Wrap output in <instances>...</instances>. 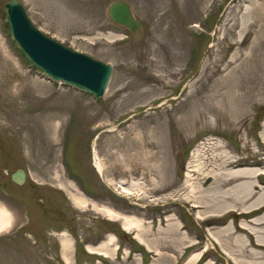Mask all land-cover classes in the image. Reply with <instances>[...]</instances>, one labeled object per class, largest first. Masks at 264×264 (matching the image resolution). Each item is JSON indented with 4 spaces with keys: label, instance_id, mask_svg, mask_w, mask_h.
Returning a JSON list of instances; mask_svg holds the SVG:
<instances>
[{
    "label": "rangeland",
    "instance_id": "374dc122",
    "mask_svg": "<svg viewBox=\"0 0 264 264\" xmlns=\"http://www.w3.org/2000/svg\"><path fill=\"white\" fill-rule=\"evenodd\" d=\"M6 1L0 0V211L7 225L0 264H65L63 242L71 246L69 264L250 261L249 240L234 227H248L254 214L226 205L204 213L186 197L187 185L194 197L212 196L216 177L203 174L218 172L225 160L263 173L251 179L255 196L244 207L264 194V0H17L41 33L112 66L99 100L49 83L25 59L4 20ZM118 1L140 21L136 32L108 18ZM18 169L26 174L21 186L10 180ZM72 196L88 206L78 208ZM92 205L136 226L121 237V222ZM137 231L148 248L134 238ZM108 236V257L86 251Z\"/></svg>",
    "mask_w": 264,
    "mask_h": 264
},
{
    "label": "water",
    "instance_id": "95a60500",
    "mask_svg": "<svg viewBox=\"0 0 264 264\" xmlns=\"http://www.w3.org/2000/svg\"><path fill=\"white\" fill-rule=\"evenodd\" d=\"M5 21L9 25L11 38L23 51L29 61L41 69L53 82L87 92L95 99L101 98L112 75V66L95 60L87 55L73 51L45 36L33 26L17 0H7L4 4ZM108 18L130 34L137 31L140 21L135 17L130 5L124 1L112 3L107 11ZM26 174L18 169L11 174L10 180L21 186ZM208 178L204 186H208ZM121 228L119 235H125Z\"/></svg>",
    "mask_w": 264,
    "mask_h": 264
},
{
    "label": "bare ground",
    "instance_id": "6f19581e",
    "mask_svg": "<svg viewBox=\"0 0 264 264\" xmlns=\"http://www.w3.org/2000/svg\"><path fill=\"white\" fill-rule=\"evenodd\" d=\"M257 9L260 8V6L256 7ZM241 54V52L239 53ZM239 57L229 61L228 63L224 64L222 68L219 66L214 67L215 73L221 74L225 72L229 67L236 64L237 61H239ZM241 62H239L240 65ZM204 154L202 153L201 158L203 157L204 160ZM200 158V156H199ZM93 163L94 167L98 171L99 174H102L104 171V165L97 156V154L94 151L93 155ZM205 165V164H204ZM203 163L200 164L199 168L201 166H204ZM240 165L238 162H231L225 160L222 164H220V167L218 168V172L214 171V169L206 171L203 175L204 176H213L216 177V183L214 188L211 190H214V193L212 196H209L208 198L203 197H194L195 190L190 185H187V187H190V197H186L188 202L193 203V207L196 208H202L204 213H215L216 209L218 210V207L221 205H226L228 209H233V211L236 210H242L239 215L243 214H254L252 221H250L248 227L244 226H235L234 230L235 233H241L245 234L246 237L249 240L248 247L250 248L248 251H245L247 254V257L250 259L246 264H264V213L261 211L264 206V194L263 196L254 199L251 204L248 207H244L246 203L251 201L255 193L249 192L250 188L252 187V181L251 179L256 178L259 179L263 176V173H257L253 169H235L236 167H239ZM221 170V171H220ZM186 182L190 181L191 175L188 173ZM126 189V187H123ZM73 202L76 204L78 208L87 207L88 203L80 197L72 196ZM92 209L97 211L98 213L104 215L108 219H115L121 222V226L124 230H129L131 227L136 226V223L127 217L120 216L117 213H114L108 208L105 207H99L96 205H92ZM230 207V208H229ZM253 210H250V209ZM218 212V211H217ZM6 213L4 211H0V230L4 229L7 225V221L5 220L4 216ZM245 237V239H247ZM134 238L142 245H146L144 239L142 238L139 231L136 232L134 235ZM113 245V239L111 236H108L105 241L101 242L100 244L96 246H90L87 245L86 251L91 254H98L103 257L109 256V246ZM68 243L63 242L62 243V261L65 264H69V251L70 255L72 253V250L70 248ZM148 248V246L146 245ZM242 247L248 248L247 246L242 243ZM116 247H114L115 250ZM199 254L191 255L187 259V263H190L191 261H194L198 259ZM237 263V262H236ZM239 264V263H237ZM244 264V263H240Z\"/></svg>",
    "mask_w": 264,
    "mask_h": 264
},
{
    "label": "flooded vegetation",
    "instance_id": "af4514ba",
    "mask_svg": "<svg viewBox=\"0 0 264 264\" xmlns=\"http://www.w3.org/2000/svg\"><path fill=\"white\" fill-rule=\"evenodd\" d=\"M72 259V258H71Z\"/></svg>",
    "mask_w": 264,
    "mask_h": 264
}]
</instances>
